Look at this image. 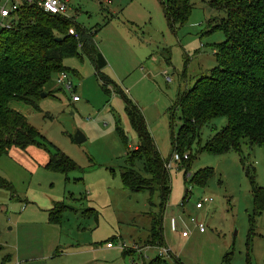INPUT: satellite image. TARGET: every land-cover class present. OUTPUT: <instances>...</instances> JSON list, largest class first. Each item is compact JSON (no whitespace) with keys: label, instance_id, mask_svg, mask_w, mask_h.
Segmentation results:
<instances>
[{"label":"rangeland","instance_id":"374dc122","mask_svg":"<svg viewBox=\"0 0 264 264\" xmlns=\"http://www.w3.org/2000/svg\"><path fill=\"white\" fill-rule=\"evenodd\" d=\"M189 1L192 11L175 31L166 25L158 0L70 3L68 16L88 29L99 28L95 43L107 63L101 72L110 79L111 92H103L94 61L81 54L63 61L72 87L60 86L59 73H54L45 88L51 93L36 102L39 110L10 102L83 170L62 174L46 169L49 153L36 145L21 150L22 155L16 153L20 148H10L1 157L0 175L13 184L16 197L0 190V263L8 258L9 264H145L160 255L169 264L174 256L184 264H264V212L254 220L249 243L246 238L253 203L245 167H254L255 182L264 187L261 147L242 143L240 155L235 150L214 154L202 149L187 170L183 162H173L162 219L168 252L162 254V247L145 241L150 213L159 211V191L132 192L120 180V168L130 165L127 152L138 136L114 89L137 103L155 147L167 161L175 152L172 136L181 124L179 94L215 66L214 44L224 36L211 30L208 19L222 13L208 6L211 0ZM9 21L0 16V26ZM117 119L128 137L126 145L117 134ZM225 123L222 116L205 123L196 140L198 147L195 142L191 149L177 153H188L190 158ZM76 132L85 139L77 142ZM134 163L142 169L140 161ZM205 167L212 168V174L200 187L190 177ZM184 175L189 176L187 181ZM204 197L211 202L196 209L195 203ZM56 201L66 208L52 222L47 211ZM191 217L203 224V232ZM173 219L175 230L170 225ZM183 231L187 237L181 235ZM121 243L128 254L122 253Z\"/></svg>","mask_w":264,"mask_h":264},{"label":"trees","instance_id":"16d2710c","mask_svg":"<svg viewBox=\"0 0 264 264\" xmlns=\"http://www.w3.org/2000/svg\"><path fill=\"white\" fill-rule=\"evenodd\" d=\"M158 1L171 31L183 24L192 11L189 0ZM208 6L222 13L208 19V24L211 30H220L224 40L214 44L215 66L202 72L178 96L181 124L172 136L173 151L191 149L199 139L202 125L210 120L222 116L226 118V123L190 158L185 153L188 154L187 159L180 162L184 163L182 167L186 170L202 149L214 154L235 150L240 155L241 144L247 143L264 150V0H211ZM11 14L10 21L0 26V158L7 155L11 147L25 150L36 145L49 153L44 164L46 169L62 174L82 171L65 152L42 136L23 113L9 104L20 101L39 110L36 102L41 93L46 96L51 93L45 88L52 75L68 71L63 64L64 58L81 54L94 61L95 73L102 81L100 88L108 95L111 92L108 87L110 79L101 72L107 63L95 43L99 28L88 29L72 16L43 12L33 4L24 3ZM114 90L121 95L126 118L138 136L137 144L127 152L130 165L120 168L122 187L132 192L146 190L149 194L159 191V211L150 213L151 226L145 241L151 246L164 247L163 207L171 182L163 164L165 160L155 147L137 103L123 90ZM116 131L126 145L128 137L119 119L116 120ZM135 161L141 162L142 169L135 168ZM242 163L244 165L243 160ZM211 174L212 168L205 167L196 171L190 179L195 185L203 187ZM254 174L253 166L245 167L253 203V210L248 215L250 228L247 243L253 233L255 218L264 212V187L255 182ZM185 175L187 181L189 176ZM3 189L11 193V198L16 197L13 184L0 175V190ZM65 208L62 202H53L47 211L49 221L57 222ZM122 253L128 254L129 251L124 248ZM173 258V264H184L175 256ZM226 258L227 254L223 260ZM7 259L0 264H9ZM145 264L169 263L157 255Z\"/></svg>","mask_w":264,"mask_h":264},{"label":"built area","instance_id":"2783aa9c","mask_svg":"<svg viewBox=\"0 0 264 264\" xmlns=\"http://www.w3.org/2000/svg\"><path fill=\"white\" fill-rule=\"evenodd\" d=\"M72 1L73 0H5L4 3H1V0H0V16L2 18L10 19L11 15H12L11 13L14 12V10H16L19 6H21L24 3L33 4L36 7L40 8L43 12H49V13L58 14V15H60V14L68 15L69 14L68 9H69L70 3ZM6 4H10V7L6 6ZM74 35H75V37L77 36V34H75V33H74ZM167 80L168 81L170 80V76L169 77L167 76ZM56 81L60 86H62L64 88L70 89L72 87L71 81L68 80L67 74L64 71L59 73V76L56 79ZM72 100L76 101L77 97L73 96ZM187 156H188V154H183L181 156L177 152H174L171 155L170 159L163 162L165 169H167V170L172 169V167L174 166L173 162H176V161L178 162V161H181L182 159H187ZM211 200H212L211 198L204 197L202 201L200 200V201L195 203V208L200 209L201 207H203L204 202H211ZM190 221L194 222L197 225L200 232H203V230H204L203 224L196 222V219L193 217L190 218ZM170 225L172 227V230L176 229L174 219L171 220ZM181 235L183 237H185L186 232L183 231L181 233ZM107 247H112V244L108 243ZM121 248L122 249L126 248L124 243H121ZM166 250H167L166 247L165 248L162 247V249L160 250L159 253L162 254ZM167 252H168V250H167Z\"/></svg>","mask_w":264,"mask_h":264},{"label":"water","instance_id":"95a60500","mask_svg":"<svg viewBox=\"0 0 264 264\" xmlns=\"http://www.w3.org/2000/svg\"><path fill=\"white\" fill-rule=\"evenodd\" d=\"M56 40H59V38H56ZM45 96H46L45 93H41L40 94V97H45ZM74 135H75V140L77 142L82 141V140L85 139V137L83 135H81L80 133H78V132H76Z\"/></svg>","mask_w":264,"mask_h":264},{"label":"crops","instance_id":"0c3cea01","mask_svg":"<svg viewBox=\"0 0 264 264\" xmlns=\"http://www.w3.org/2000/svg\"><path fill=\"white\" fill-rule=\"evenodd\" d=\"M69 9H70V7H69ZM69 9H68V10H69ZM11 148H16V147H11ZM26 149H27V148H26ZM21 150H22V149L18 150L16 153L19 152V154L22 155V151H21ZM9 151H12V150L10 149ZM15 151H16V150H15ZM23 151H25V150H23ZM0 159H1V158H0ZM47 160H48V157H47ZM47 160H45V163H46ZM45 163H44V164H45ZM201 208H202V207H201ZM201 208H200V209H201ZM49 209H50V208H49ZM185 237H187V235H186ZM108 248H111V247H108Z\"/></svg>","mask_w":264,"mask_h":264}]
</instances>
